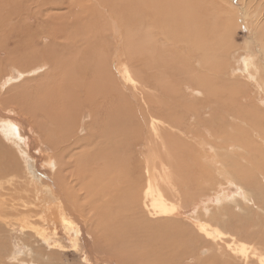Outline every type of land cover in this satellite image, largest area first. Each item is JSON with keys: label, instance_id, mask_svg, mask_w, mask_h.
Returning <instances> with one entry per match:
<instances>
[{"label": "rangeland", "instance_id": "obj_1", "mask_svg": "<svg viewBox=\"0 0 264 264\" xmlns=\"http://www.w3.org/2000/svg\"><path fill=\"white\" fill-rule=\"evenodd\" d=\"M74 1L0 0V81L7 75L17 76L19 71L43 64L34 74L14 78L5 88L6 91L0 94V105L14 108L11 115H16L18 111L35 119V125L31 124V127L23 124L25 129L21 131L26 130V135L15 142L0 127V208L5 212L0 217V264H108L106 260L113 256L126 262L123 264H214L215 260L219 264H264V197L257 200L255 194L249 193L251 199H243L242 189L237 183H224L215 191L217 183L214 182L218 180L222 183V179H216L206 187L198 178L197 169L191 170L177 149L181 142L183 147L192 143L189 133L198 136L208 126L215 135L231 133L225 114L228 108H221L227 104L231 105L230 113L246 122L243 123L244 128L237 126L231 131L241 132V128L256 127L259 134L264 135V89L261 91L264 87V56L261 53L264 29L260 32L257 27L256 30L251 12L255 7L262 15L260 23H264V0H246L253 6L248 15L241 9L242 0H167L169 4L177 2L181 6L185 5L187 13L203 24L205 35L202 46L199 44L198 47L195 45L198 39L194 43L190 39L193 36L188 38L183 34L172 33L167 34V37L160 33L164 36L161 38L156 37L155 33L150 34L152 25L147 27L139 18L144 13L147 16L151 14L156 9L153 3L157 0H114L120 1V10L127 22L125 26L128 25L119 38L114 36L110 19L106 22L105 30L102 23L95 20L84 22L72 3ZM227 16L230 18L227 19L230 20L229 24ZM87 36L90 44H96L91 45L88 53H83L80 51L86 44L83 40ZM73 39L75 47H64L74 42ZM46 52L53 56L45 57ZM99 59H104V65L109 70L106 80L110 83L115 78L123 79L122 67L125 63H130L129 67L133 70L134 82L127 81L128 85H138L142 72L147 69L154 76L151 86L157 84V93L161 94L159 86L169 90L171 99L168 101L164 95L160 99L166 105L169 104L168 108L171 107L174 112L172 115L175 116H170L166 111L156 115L160 137L164 139L158 137L156 144L153 143V150L147 146L152 138L147 134L148 128L145 127L146 131L142 128L140 132L134 128L137 137L135 140L124 139L118 157L116 154L115 157L103 155L109 166L119 169L121 175L118 170L116 174L118 172L119 185L124 190L106 191L101 200L100 195H90L91 188L89 191L88 187H81L89 179L94 183L91 177L79 178L77 181L75 188H82L77 191V202L83 205L77 211L78 222H82V227L94 229L90 244H97V250L93 246L94 252L90 254L86 245L77 239L74 229L65 228L61 203L54 196L55 192L48 181H45L51 150L45 141L37 139L35 135H41L42 132H39L36 123L42 126H48V123L32 96L38 91L40 83L57 84L64 78L70 83L71 79L68 78L74 75V71L71 72L73 67L78 64L94 68L93 65L98 66L97 62L102 61ZM116 59L120 60L117 66ZM246 59L257 65L262 87L247 72L254 71V67H244ZM115 69L121 71L120 77L114 74ZM85 75L89 83L91 75L88 76V72ZM183 83L195 85L203 89L204 93L200 96L192 94L189 88L184 89ZM230 85H235L234 92L228 90ZM231 92L233 97H229ZM179 98L185 104L179 103ZM70 104L74 130L77 127L76 135L84 136L85 128L90 123L89 109L77 107L78 104L73 100ZM1 106L0 110H5ZM7 111L4 113L10 114ZM126 136H132V133L128 131ZM247 137H251L250 140L254 142H250L251 148H260L250 149L246 157L259 162V169L264 173V146H260L256 133H247ZM161 141L165 143L164 147ZM208 142H211L210 139ZM198 143L196 141L194 145L198 146ZM205 149L209 150L207 147ZM94 151L97 153L92 144L73 148L69 169L75 168L73 159L80 161L81 167L78 169L90 166L96 156ZM151 151L154 153L149 154ZM120 161L121 167L118 168ZM129 161L138 163V171L135 170V164L132 167ZM55 165H58L56 160ZM116 174L113 179L109 176L104 181L116 182ZM254 174L264 191V181ZM210 178L213 181V177ZM157 179L163 182L160 184ZM249 179L253 178L249 176ZM102 181L96 183H105ZM149 184L152 187L147 189ZM156 184L166 191L162 204L156 202L154 197L153 188ZM135 190L138 196L133 204ZM148 192H151L150 196ZM223 195H226L224 200L216 203V198ZM153 200L156 209L151 204ZM167 209L171 210V214H163ZM201 226L206 230H202ZM94 234L95 239L100 236L98 242L103 248L93 238Z\"/></svg>", "mask_w": 264, "mask_h": 264}, {"label": "bare ground", "instance_id": "obj_2", "mask_svg": "<svg viewBox=\"0 0 264 264\" xmlns=\"http://www.w3.org/2000/svg\"><path fill=\"white\" fill-rule=\"evenodd\" d=\"M166 1L167 0L155 1L153 4L155 5L156 9H154V11L151 14H149L148 16L146 13H144L143 17L139 18V21L142 24H147V27H150L152 25L150 34H151V32L155 33L156 37L159 36V37L163 38L164 36H167V34L170 35L172 33L173 34L174 33L183 34V35H185V37H188V38H190V36H193L192 38H190L191 40H193V43L195 42V39L196 40L198 39L195 42V45H197V47L199 44L202 46V44H203L202 40L204 39L205 31L203 29V24L200 23L201 21L198 20V18L196 19L194 16H191L190 13H187V10H185L187 7L184 8L185 5L181 6L177 2L175 4H169ZM245 1L246 0L241 1L242 2L241 3V9L244 11L245 14L248 15L250 13V8L253 6L250 5L249 3H246ZM72 3L74 4L75 8L77 9L78 15L80 14L81 18L84 19V22H86V23H89V22H92V20H95L98 23H102V26L104 27V30H105L106 22L108 21V19H110L111 20L110 22H111L112 27H113L114 36H116L117 38L120 37L121 33H123L125 31L126 27L128 26V25L125 26L127 22L125 20L126 18H125L124 13L120 10V8H121L120 7V1L115 2L114 0H84V1L83 0H81V1L75 0ZM183 4H184V2H183ZM186 6H188V5H186ZM189 9H191V8H189ZM252 11H253L254 17L252 15L251 16L253 17L254 24L256 26V30H257V27H259L260 32H262L261 30L264 29V23H262V24L260 23V20H262V17H261L262 15H260V13H258V11L255 7H254V9L253 8L251 9V12ZM36 13H37V10H36ZM259 15L261 18L259 17ZM78 18H79V16H78ZM227 19H230V18H228V16H227L226 20ZM80 21H83V20H80ZM229 21L230 20H227V24H229ZM108 27L109 26H107V28ZM160 33L164 36L159 35ZM200 35H201V37H200ZM87 38H84L83 41L86 44L84 45L85 47L84 46L82 47L80 52L88 53L87 50H90L89 48H91V45L96 44V43L90 44L89 37L87 36ZM74 43H75V40H74V42L72 41V43H70V44L67 43V45L64 47H68V45H69V47L70 46L75 47ZM261 47H262L261 53L264 56V46H261ZM99 52H100V49H99ZM44 55L47 58H50L53 56V54L52 53L50 54V52H46V53H44ZM99 60H102V59H99ZM103 60L101 62L96 61L98 63V66H96V64H95V65H93L94 68H91L88 65L87 66L89 68L78 65V64L76 66L74 64L76 67H73V70H71V72L74 71L73 72L74 75H72L71 78H70V76L68 78V79H71L70 83L65 78L62 79V81H61L62 83L59 82L57 84L55 83V84H46V85H40L41 84L40 83L39 84L40 87L37 88L38 91H36L34 93V97L32 96V99H35L34 100L35 104L38 105L41 112H43L45 114L46 124L48 123L47 124L48 126H46V125L42 126V125H38L36 123V127L40 129V131L39 130L38 131L41 132V130H42V132H41V135H39V134L35 135L37 137V139L40 138L41 141L42 140L45 141L46 145L49 146V149L51 150L50 157L47 161L49 167H48V174L45 176V181L46 180L48 181L47 183L50 184L49 186H50L51 190L55 192L54 196H56V198L61 203V205H60L61 209H62L61 212L63 214L62 215V222L65 225V228L68 227L69 229H74L77 239L79 241L81 240L83 242V244L86 245L87 252L90 254H93V252H94V249L92 247L95 246V248H96V246H97L96 243H94L95 245L90 244L92 242L90 237H92V231L94 229L89 228V227L86 228L84 226L82 227L81 226L82 222L81 223L78 222L79 215H78L77 211H79V209L82 208L83 205L79 204L77 202V199L79 197L77 191L82 189L84 186L88 187L89 191L91 188L90 195H92L94 197H96L97 195H100V199L102 200V199H104V194L106 191L111 193L112 191L120 190L123 187V186L119 185L120 176L118 175V172L120 174V171H119V169H116L114 167L109 166V164L104 160L103 155L107 154L108 156L112 155L113 157H115V154H116V156L118 157L119 152L122 151L124 139L126 140V138H129V139L135 140V138L137 137V134L133 131L134 128L137 129L138 132H140L142 128H144L145 131H146V128H148L147 134H150V136L152 138H150L151 143L150 144L147 143V144H149L147 146L150 150H153V143L156 144L155 142L157 141L158 137H160V128H159V125L157 124L158 119H157L156 115L162 113L163 111H166V113L170 114V116H173V117L175 116V115H172V114H174V112L171 109V107L168 108L169 104L166 105V103L161 102V99H160L164 95L166 98H168V101H169L171 99L169 90L167 88L163 89V87L160 88V86H159V90H160L159 92L161 94L157 93V91H156V85L157 84H155V87L151 86V84H153L151 79L153 80L154 76L152 75V73H150V72L148 73L147 69H144L145 71L142 72V76L140 78V82L138 83V85L137 84H133V85L129 84L128 85V84H126L127 81L128 82L129 81L134 82V79L132 77L133 76V74H132L133 70L131 71V69H130L131 66L129 67L130 63H125L124 67H122L123 79H121V78L116 79L115 78L110 83V82H107V80H106L107 73L109 72V70L104 65ZM107 63H108V61H107ZM119 63H120V60L116 59L115 65L117 66ZM38 66L39 67L35 66V68H31L29 70L19 71L17 76H13L12 74L7 75V76L5 75L6 78L5 79L2 78L3 80L0 81V94L3 90L6 91L5 88L8 86V84L10 85V83L14 80V78H16V77L23 78L25 75L34 74L37 72V69L43 67V64H42V66H40V65H38ZM251 66L254 67L255 70L252 72H251V70H248L247 72H249L250 77L254 81H256L260 87H262L263 85H262L260 78L258 76L259 69L257 68V65H255L256 66V68H255L254 63H252L250 59L244 60V67L246 69H248ZM260 71H261V69H260ZM87 72H88V76L91 75V79H90L89 83L86 82V78H84V76L86 77L85 74H87ZM114 72H115L114 74L117 77L118 76L120 77L122 74L121 71H119L118 69H115ZM182 86H184V89L189 88L191 90L192 94H197L200 96L202 93H204L203 89L198 88L195 85H191V84L187 85V83H183ZM234 86L235 85H230L228 90L234 92V90H235ZM263 89H264V87H262L261 91H263ZM256 90H257V88H256ZM231 93H230L229 97H233V96H231V95H233V93L232 94ZM180 94H181V96L183 95V96L188 97V95L185 93H180ZM71 100L76 101V103L78 105L77 104H75V105H77V107H79V108L80 107H83V108L86 107L89 109L90 123H88V128H85L86 134L84 136H77L76 135L77 127L75 130L73 128L74 124L71 121V119L73 117L72 118L70 117L71 110H72V108L70 107L71 106V104H70ZM178 101H179V103L185 104L183 102L184 100L182 101V98H179ZM231 101H233V100H231ZM37 103H39V104H37ZM55 103H56V105L58 104L59 106L56 107ZM216 104L219 105L220 103L216 102ZM1 107L4 108L3 106H1ZM229 107H231L230 104L229 105L227 104L225 106H221V108L224 110H226L228 108L226 110L225 114H226V120L228 121V122L226 121L228 123L227 128H228V130H230L231 133H229V134L222 133L220 135H215L212 132L211 127L208 126L204 129V133L199 134L198 136L189 133V137H190V140L192 143L188 146V143L186 142L187 146L183 147L184 144H182L183 142H181V146L178 147L177 149L179 152H181L183 154L185 161L188 162V164H189V168L191 170L197 169V172L199 174L198 178L203 183H205L206 187H207V185H210V184H212V182L216 181V179H222V183L218 180L216 182H214L215 184L217 183L216 186L214 184V186H215L214 190L215 191H217L218 188L221 187L224 183H237L239 185V187L242 189L243 199H245V200H247L248 198L251 199V197H250L251 195L249 196V193L250 194L253 193L256 195V199L258 200L259 198L261 199V197H264V191H263V186L261 187L260 185H258V183H257L258 181H256L257 179H256V177L254 178L253 174L255 173L254 175L258 176L259 178H261V180L264 181V173L261 171V169H259V166L261 165V164L260 165L257 164L259 162H256L254 159H250V158L246 157V155L249 154L250 149L256 148V147L251 148L250 142H252L253 144H254V142L250 140L251 137H247V133H250V134L256 133L259 140H260L259 144L261 147L264 146V135L262 133L259 134L260 131L258 132L256 127H251L250 129L249 128L243 129L244 128L243 123H246L245 120L238 118V117L234 116L232 113H230L229 111L231 109ZM125 108L127 111H125ZM4 109L5 110L7 109L9 111V113L14 112V108L11 109L10 107L9 108L6 107ZM5 110H2L3 112L0 110V127L2 128V131H5V135L10 140H12L13 142L18 141V139L22 138V136L24 137V135H26V132H27L26 130L21 131V129L24 128L23 124L25 125V127L30 126L31 124L35 123V119L28 117L24 114H21L18 111L15 112L16 115H11L13 113L5 114L4 113ZM21 112L24 113L22 110H21ZM250 112L251 111H249V113ZM120 113H122V114H120ZM42 116H43V114H42ZM247 122H249V121H247ZM160 123H161V121H160ZM177 125H179V124H177ZM50 126H53V128ZM160 126H161V124H160ZM237 126H240V127L243 126V128H241L242 129L241 132L231 131V130H235ZM252 126H255V125H252ZM248 129L250 131H248ZM128 131H129V133H132V136H126V132H128ZM186 135H187V133H186ZM29 136L32 137L31 135H29ZM160 138H163V137H160ZM208 139H210L211 142H208ZM32 141H33V139H32ZM183 141H186V140H183ZM196 141L200 142V143H198V146L194 145ZM160 143H162V145L164 147L165 143L162 141ZM186 143H185V145H186ZM215 143H217V146ZM91 144L93 145V148H96L97 153L94 151V153H96V156L91 163L89 162L90 166H88L87 168H83V170L78 169L79 167H81V163L79 160L77 161V160L73 159V166L75 168H74V170L69 169V166L71 165L69 159L73 154L72 149L78 148V147L81 148L83 145L87 146V145H91ZM223 144H225V146H223ZM178 145H179V143H178ZM102 146L103 147L106 146V148L103 149ZM206 147H207V149L209 148L208 151H206V149H205ZM257 148L259 149L260 147L257 146ZM167 151H168V149H167ZM201 151H203V152L201 153ZM260 151H261V149H260ZM262 151L264 152V150H262ZM91 152H92V150H91ZM152 152L153 151H151V153H149V154H152ZM90 154L92 155V153H90ZM62 155L65 157V160H63ZM179 156H181V155H179ZM198 156H200V160L198 159ZM72 158H74V157H72ZM147 158H148V156H147ZM121 159H122V157H121ZM151 159H152V157H151ZM163 159H165V158H163ZM55 160L58 164L57 167L55 165ZM84 162H85V158H84ZM130 162L131 161H129V163ZM93 163H94V165H93ZM100 163H102L101 167H99ZM118 164H119L118 168H120L121 167V161L118 162ZM134 164L135 163L131 162L132 167H134ZM205 165H206V167H205ZM176 166H178V165L176 164ZM67 168H68V170H66ZM138 168H139L138 163H136L135 164V170L138 171ZM117 170H118V172L116 174ZM5 171H6V169H5ZM161 171H162V169H161ZM114 173L118 177L116 182L113 183V181H108V180L104 181V180H106L105 178H108L109 176H111V179H113ZM3 175H1V177ZM80 176H82V177H80ZM152 176H153L152 179L154 181L155 175L153 174ZM249 176L253 179L250 180ZM86 177L87 178L91 177L94 183H91L92 181H91V179H89L85 183L83 182V185L81 186L82 188L79 186L75 188V186L78 184L77 181L79 180V178L84 179ZM210 177H213V181L211 180L212 178H210ZM157 178H158V176H157ZM161 178L162 177H160V179ZM167 178H169V177H167ZM102 180L105 183H100V184L96 183V181H102ZM166 180L168 181V179H166ZM167 181L166 182L164 181V182L167 184ZM161 182H163V180H161ZM161 182H160V184H161ZM160 184H156L154 186L153 190L155 192L154 197L156 198V202L158 201V203L162 204V203H164L163 200L165 199L164 197H165L166 191L164 190V188ZM259 184H260V182H259ZM134 187H135V185H134ZM151 187H152L151 184H149L147 186V189L151 188ZM150 194H151V192H148L147 195L150 196ZM241 195L242 194H240V196ZM137 196H138V191L135 190L134 195L132 197H134L136 199H135V202L133 201L134 202L133 204L136 203ZM225 196L226 195L217 197L216 201H218V202H216V203H220V201L224 200ZM241 200L242 199H240V201ZM106 201L107 200H105V202ZM153 201H154V203L151 202V204L154 208L156 206V204H155V200H153ZM2 208H4V207L2 206ZM154 209H156V208H154ZM170 211H171L170 209H167L166 213L164 212L163 214H166V215L171 214ZM4 213L5 212L2 211L0 208V217L4 216L3 215ZM67 216L72 217L74 220L68 219ZM219 218H221L220 215H219ZM202 227L203 226H201L202 230H206V229H203ZM119 231L120 230H118L117 232H119ZM119 234H120V236H122L121 233H119ZM204 236L209 237L210 234H204ZM78 237H80V238H78ZM128 237H130V235ZM93 238L95 239V234H94ZM100 239L101 238L99 236L95 240H97V242H98V240H100ZM131 239H132V237H131ZM75 241H76V239H75ZM98 245L100 246V243ZM100 247H102V246H100ZM96 250H97V248H96ZM110 253H112V252L110 251ZM220 254L221 253H219V255ZM117 255L119 257V254H117ZM111 256H112V254H111ZM112 258L111 257H109L108 259L106 258L107 259L106 261L108 264H123V262H124L122 260H119L121 258L118 259L117 257H114V256ZM124 263H126V262H124ZM214 264H219V262L217 260H215Z\"/></svg>", "mask_w": 264, "mask_h": 264}]
</instances>
